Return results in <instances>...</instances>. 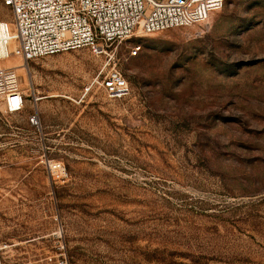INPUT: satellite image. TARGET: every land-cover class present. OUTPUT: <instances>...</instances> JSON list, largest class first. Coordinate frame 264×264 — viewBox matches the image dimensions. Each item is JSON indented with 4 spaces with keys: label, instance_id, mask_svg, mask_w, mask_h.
Wrapping results in <instances>:
<instances>
[{
    "label": "rangeland",
    "instance_id": "1",
    "mask_svg": "<svg viewBox=\"0 0 264 264\" xmlns=\"http://www.w3.org/2000/svg\"><path fill=\"white\" fill-rule=\"evenodd\" d=\"M113 48L122 100L87 49L0 59L5 264H264V0Z\"/></svg>",
    "mask_w": 264,
    "mask_h": 264
},
{
    "label": "built area",
    "instance_id": "2",
    "mask_svg": "<svg viewBox=\"0 0 264 264\" xmlns=\"http://www.w3.org/2000/svg\"><path fill=\"white\" fill-rule=\"evenodd\" d=\"M11 9L12 28L4 24L5 51L29 63L44 57L87 49L105 60L101 84L111 100L130 95V86L117 68V48L135 34L150 35L172 29L210 25L212 15L222 11L225 0H2ZM3 23L0 21V26ZM3 27V26H2ZM14 32V34H13ZM15 43L14 49H7ZM124 61L139 57L141 45H129ZM109 65H113L107 69ZM21 85L0 67V97L18 96ZM31 122L37 124V117ZM52 169L65 174L61 163ZM0 246V264H5Z\"/></svg>",
    "mask_w": 264,
    "mask_h": 264
},
{
    "label": "bare ground",
    "instance_id": "3",
    "mask_svg": "<svg viewBox=\"0 0 264 264\" xmlns=\"http://www.w3.org/2000/svg\"><path fill=\"white\" fill-rule=\"evenodd\" d=\"M1 23H3V27L2 26H0V51H5V49H6V45H5V42H4V34H5V31H6V27L4 26V24H7V27H8V30L9 31H13V28L11 29L10 28V24L9 23H7V22H1ZM13 34H14V32H13ZM7 49L9 50V47L7 46ZM11 67H13V68H16L17 66H14V65H12Z\"/></svg>",
    "mask_w": 264,
    "mask_h": 264
}]
</instances>
